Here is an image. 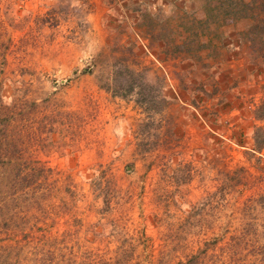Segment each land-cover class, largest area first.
<instances>
[{
    "label": "rangeland",
    "instance_id": "rangeland-1",
    "mask_svg": "<svg viewBox=\"0 0 264 264\" xmlns=\"http://www.w3.org/2000/svg\"><path fill=\"white\" fill-rule=\"evenodd\" d=\"M170 1L0 0V264H264V0Z\"/></svg>",
    "mask_w": 264,
    "mask_h": 264
},
{
    "label": "trees",
    "instance_id": "trees-1",
    "mask_svg": "<svg viewBox=\"0 0 264 264\" xmlns=\"http://www.w3.org/2000/svg\"><path fill=\"white\" fill-rule=\"evenodd\" d=\"M122 1L124 2V4H127V5L129 4L130 8L137 10V9H139V5L145 0H138V2L136 4L132 0H122ZM159 37L161 39L162 45H164L162 48L164 51H167L169 46L172 47V50H174V52L179 51V48L182 49V46H181L182 44L173 43V44L167 46L169 40H165L166 39L165 34H160ZM131 72L128 71V74L124 73L123 78H122L124 83H127L129 89L132 88L131 80L137 81L138 86L143 85L142 87H147V88H151L153 86L151 84L153 82H147L146 80H144V78L141 75V72H133V70H131ZM126 76H128V77H126ZM116 81H117V79H116ZM196 88H198L197 92H199V91H200V93L205 92V87L203 85H199ZM252 112H253V116L256 119L264 121V102H260L259 104H257L252 109ZM251 139H252V141H251L250 149L259 151V149H261L264 146V128H263L262 124H255L253 126L252 131H251Z\"/></svg>",
    "mask_w": 264,
    "mask_h": 264
},
{
    "label": "crops",
    "instance_id": "crops-1",
    "mask_svg": "<svg viewBox=\"0 0 264 264\" xmlns=\"http://www.w3.org/2000/svg\"><path fill=\"white\" fill-rule=\"evenodd\" d=\"M133 1H135L134 3L136 4L137 3V1L136 0H133ZM172 1H174L175 2V0H172ZM172 1H170L169 3L170 4H172ZM184 2H185V0H184ZM143 4H146V6H148V7H152V8H155L156 6H159L160 5V8L161 9H163V8H165V6H166V2H165V0H153L152 2H146V1H143L142 2ZM141 3V4H142ZM128 6H130L129 4H128ZM175 6V5H174ZM186 6V4H183V7H185ZM194 18H196V16H194ZM263 126V125H262ZM264 127V126H263ZM264 147V146H263ZM263 147L261 148V149H259V150H262L263 149ZM249 149H250V146L248 147ZM250 150H252V149H250ZM252 151H254V150H252Z\"/></svg>",
    "mask_w": 264,
    "mask_h": 264
}]
</instances>
